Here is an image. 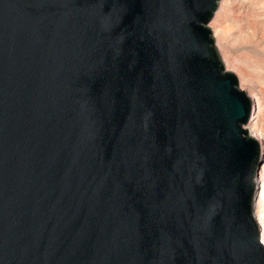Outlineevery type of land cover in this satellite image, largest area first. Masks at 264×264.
<instances>
[{
    "label": "water",
    "instance_id": "95a60500",
    "mask_svg": "<svg viewBox=\"0 0 264 264\" xmlns=\"http://www.w3.org/2000/svg\"><path fill=\"white\" fill-rule=\"evenodd\" d=\"M221 1L0 0V264H264Z\"/></svg>",
    "mask_w": 264,
    "mask_h": 264
},
{
    "label": "rangeland",
    "instance_id": "374dc122",
    "mask_svg": "<svg viewBox=\"0 0 264 264\" xmlns=\"http://www.w3.org/2000/svg\"><path fill=\"white\" fill-rule=\"evenodd\" d=\"M222 11L209 25L225 34L224 40L215 45L225 69L237 77L240 89L257 97L255 120L264 131V0H232ZM252 28L255 37L249 34Z\"/></svg>",
    "mask_w": 264,
    "mask_h": 264
},
{
    "label": "bare ground",
    "instance_id": "6f19581e",
    "mask_svg": "<svg viewBox=\"0 0 264 264\" xmlns=\"http://www.w3.org/2000/svg\"><path fill=\"white\" fill-rule=\"evenodd\" d=\"M231 2H232V0H222L220 2L221 7L218 8L217 12L215 13L214 18L219 19V16L223 12L222 10L224 9V7L231 4ZM210 29H212L211 31H212V35H213L215 44L221 43L224 40V38H223L225 36L224 31H222L220 29H214L212 26L210 27ZM249 34H251L253 37H255V30L252 28L250 30ZM245 77H247V76H245ZM246 94L248 95V97L251 99V101L253 103V113L251 115V120L248 123V125L245 127V129L248 131L249 135L252 138H254L261 145V147L264 151V131H263V129H260L258 127V123L255 120L257 118L256 115L258 113L257 97L255 95H253V93H251V92H248V93L246 92ZM251 134H253V135H251ZM257 183H258V192L256 195L255 204H254V216H255V219H256V221L259 225V228H260V240L262 242V241H264V230H263L264 224L262 222V214H263V210H264V207H263V202H264V162L260 167V172H259V175L257 177ZM262 244L264 245V242H262Z\"/></svg>",
    "mask_w": 264,
    "mask_h": 264
},
{
    "label": "clouds",
    "instance_id": "9594fccd",
    "mask_svg": "<svg viewBox=\"0 0 264 264\" xmlns=\"http://www.w3.org/2000/svg\"><path fill=\"white\" fill-rule=\"evenodd\" d=\"M262 242H264V241H262Z\"/></svg>",
    "mask_w": 264,
    "mask_h": 264
}]
</instances>
